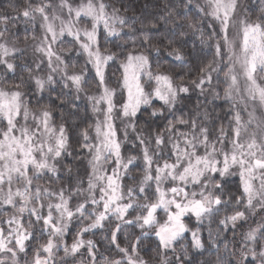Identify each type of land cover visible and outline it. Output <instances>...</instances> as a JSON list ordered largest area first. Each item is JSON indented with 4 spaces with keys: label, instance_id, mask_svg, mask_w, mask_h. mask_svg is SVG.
I'll use <instances>...</instances> for the list:
<instances>
[{
    "label": "snow or ice",
    "instance_id": "1",
    "mask_svg": "<svg viewBox=\"0 0 264 264\" xmlns=\"http://www.w3.org/2000/svg\"><path fill=\"white\" fill-rule=\"evenodd\" d=\"M128 12L0 3V264H264V0Z\"/></svg>",
    "mask_w": 264,
    "mask_h": 264
},
{
    "label": "trees",
    "instance_id": "2",
    "mask_svg": "<svg viewBox=\"0 0 264 264\" xmlns=\"http://www.w3.org/2000/svg\"><path fill=\"white\" fill-rule=\"evenodd\" d=\"M4 0H0V3H3ZM153 2V0H125V3L127 5V7L129 8V12L127 13L128 15H133V13H139L144 9V6L146 4L151 5V3ZM149 11H151V7H149L148 9ZM195 103V98L193 97L192 100H186L184 102V107H185V111L192 109ZM71 237L69 236V239Z\"/></svg>",
    "mask_w": 264,
    "mask_h": 264
},
{
    "label": "rangeland",
    "instance_id": "3",
    "mask_svg": "<svg viewBox=\"0 0 264 264\" xmlns=\"http://www.w3.org/2000/svg\"><path fill=\"white\" fill-rule=\"evenodd\" d=\"M70 239H71V238H70ZM70 239H69V240H70Z\"/></svg>",
    "mask_w": 264,
    "mask_h": 264
}]
</instances>
